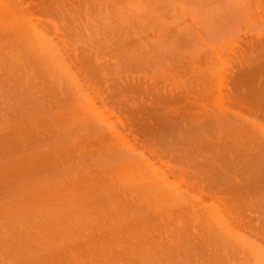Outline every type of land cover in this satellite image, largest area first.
Listing matches in <instances>:
<instances>
[{
    "label": "bare ground",
    "instance_id": "obj_1",
    "mask_svg": "<svg viewBox=\"0 0 264 264\" xmlns=\"http://www.w3.org/2000/svg\"><path fill=\"white\" fill-rule=\"evenodd\" d=\"M47 1L0 0V264H264V0H193L221 23L183 85L110 75L108 32L50 26Z\"/></svg>",
    "mask_w": 264,
    "mask_h": 264
},
{
    "label": "rangeland",
    "instance_id": "obj_2",
    "mask_svg": "<svg viewBox=\"0 0 264 264\" xmlns=\"http://www.w3.org/2000/svg\"><path fill=\"white\" fill-rule=\"evenodd\" d=\"M171 1H167V0H48L44 6V8H45L44 13L45 14H43V16L44 15L46 16V17L44 16L46 18L45 22L52 27H54V26L55 27H58V26L64 27L65 26L64 28H66V27L67 28L70 27V29L74 28L73 30H75V31L76 30L78 31V29H79V32H80V28L83 27V28H81V31L84 32V34L82 32H80V33L82 34V36H84V35H87V36L82 37L80 34V37H79L73 31L74 34L76 36H78L79 39L80 38H82V39L87 38V41L89 40L90 43L92 41H94L92 43L99 44L98 46L97 45L96 46L99 47L97 49V51H100V49H101V52H102V53H100V52L98 53L99 54L98 56H100L101 62L99 61V63H98V61H97V63L96 62L95 63L100 64V65L103 63L102 64L103 66H105L107 64L105 66V68H107V66L109 65L108 66L109 70H108V68L106 70H108V73L110 75L112 74L113 76H116L120 72H121V74L122 73L124 74L126 72L127 73H134L135 72L136 73L137 71L141 72V73H146V72L147 73H157L159 75H161V73H162V75H164V73H165L170 78L173 76V78L171 79L172 84H173V80L174 81L176 80V79H174V77L175 78L177 77L178 80H176V82L178 84L179 83L181 84L184 80H186L188 82V77H189V79L192 77H197V75H199V73L202 74V73H204V71L207 72L209 70V68H207V67H211V65L213 66L212 61L210 60L209 56L207 57L208 54L205 53V52H207L206 51L207 47L205 46V45H207V43H206L205 39H210L211 36H214L213 35L214 33L211 35V33L208 31V29L210 28V30L212 29L213 31L214 30L216 31L217 29L215 27H217V25L219 23H221L220 22L221 17L219 19H217V22L215 20L217 18V16L214 17L215 19L213 18L214 19L213 21L215 23L214 22L211 23L212 22L211 19H210L211 22H209L208 19H206V21H204L205 18L201 19L202 18L201 16H200L201 18L197 16V15H201L200 12L204 9V7H203V6H205L204 3L199 4V2H197V6H198L197 7L196 4L194 3V1H197V0H194V1L191 0V2H187L185 0H183L184 1L183 2L181 0L182 3H180L181 2L180 0H177L176 2L175 1L171 2ZM199 1H201V0H199ZM170 2L172 4H170ZM179 3H180V5H179ZM187 3H189V4L192 3L193 5L195 4V6H193V5L190 6ZM181 4H183V5H181ZM188 5L190 7L193 6V9L190 8ZM197 11H198V13H197ZM204 11H202V12H204ZM204 14H207V13H203L202 16ZM193 15L195 17L197 16V19L200 18L201 20L200 19H198V20L201 21V23H198L197 22L198 20ZM239 16L240 15H236V16L234 15L233 17L235 19H238L239 22H240V20H239V18H240L242 20V22H240V24L245 23V21H243V17L242 16L239 17ZM44 17H43V19H44ZM234 18L229 17V19L234 20V21H232V24H231V25H233L232 27H234L233 22L235 23V26H237L236 24L238 22V21H235ZM229 19L227 20L228 23L231 22V20H229ZM204 23L214 24V25L209 24L210 26H214V27L206 26L208 24L204 25ZM246 23H248V22H246ZM215 24H216V26H215ZM242 24H241V26H242ZM96 25H97V28H96ZM231 25H229V26H231ZM89 26H90V28H89ZM238 26H239V24H238ZM243 26L247 27V24H246V26L243 24ZM243 26H242V28H243ZM232 27H229V28H232ZM87 28H88V30H87ZM172 28H174L173 32H169V30L172 31ZM205 28H206V31H208V32L205 31ZM239 28H240V26H239ZM96 29L101 30L103 32L107 31L108 33H106V35L99 36V33L101 34V32L97 31ZM166 29L168 30V31H166L167 33L164 31ZM94 30H96V31H94ZM118 30L121 32V34L119 33ZM123 30L129 31L128 33L125 31L127 33V35L125 32H123ZM112 31L115 33H112ZM117 31H118V33H116ZM174 31H175V33H174ZM187 31H189V32H187ZM203 31H205V34ZM89 32H91V33L95 32V34L97 33V35L100 37V38H98L99 40L96 38L97 35L95 36V34H91ZM103 32H102V34H103ZM130 32H132L133 35L129 34ZM163 32H164V35H163L164 37L162 36ZM139 33L141 35H139ZM169 33H170V35H169ZM215 33H217V32H215ZM74 34H73V36L75 37ZM88 34H90V36L92 38ZM108 34L109 35L111 34V35L109 36ZM122 34H125V36H127V39ZM128 34H129V36H128ZM134 34H135V36H134ZM167 34L169 35V37L171 35L173 37H170L168 40ZM206 34L209 36H207ZM117 35H118V37L120 36L122 38V41H120L121 39H120V37L118 38ZM165 35H166L167 41L165 39ZM104 36H106L107 38ZM108 36L110 38H108ZM101 37H104L105 39L101 38ZM111 37L114 38L115 40L112 39ZM174 37H176V38H174ZM189 37L191 40H189ZM89 38H91V40L94 38V39H97L98 41L97 40L90 41ZM85 39L82 41H86ZM101 39L104 42L103 44H100L102 42V41L100 42ZM125 39L127 40L126 42L124 41ZM187 40H189V43H187L188 42ZM78 41H80V40H78ZM110 41H112L113 44H114L113 41L117 42L115 44H118L120 42H123V44L125 42L127 44V42H128L129 46H131L130 43L132 44V42H133L132 45L138 44L137 47L138 46L142 47V44H144V45L146 44L148 47H145L146 46L145 45L143 48V51H144V49H146L147 51L152 50L153 54H151V52H147L145 50V52H147V53L144 54L145 57L143 56L144 60L141 59V57H140V58H138L139 62L138 61H136L137 63L135 62V64H137V65L140 64L139 66H141V67H138L137 65H134L133 60H132L134 58L131 57L130 52H129V56L132 58V59L131 58L130 59L134 65V67L136 66L135 68L134 67L132 68L131 61H130L128 55L127 56L125 55V58L123 57V54H121L122 55L121 58H119L121 55L119 57L116 55V53H119V51H118L119 47H118V50L114 49L113 53H111L113 48H116L119 45H115L116 47L113 45L110 46L109 44H112V43H110ZM118 41H120V42H118ZM190 42H192L193 44H191ZM88 43H86V44H88ZM105 43L106 44L109 43V44L106 45ZM184 43H187L189 46L191 45L190 48L186 49V46H185L186 44L184 45ZM201 44L203 45V47H201L202 46ZM105 46H106V48H104ZM120 46H121V44H120ZM189 46H187V47H189ZM194 46H196L197 48L199 47L198 50H196L197 48H195ZM126 47H127V45H126ZM139 47H138V49H140ZM150 47H152V49ZM108 48H110V49H108ZM147 48H149L150 50H148ZM168 48H169V50H168ZM102 49L103 50L106 49L105 50L106 52L103 51ZM141 50H142V48H141ZM141 50H139V51H141ZM97 51H96L95 55L97 54ZM115 51H118V52H115ZM162 51H165L166 53L162 52ZM120 52L122 53L123 51L120 50ZM195 52H196V54H195ZM176 55H179L180 57L176 58ZM98 56L96 55L95 59H97ZM105 57H107L108 62L106 61ZM126 57L129 59L130 63L125 62V60L128 61V59ZM170 57H171V59H170ZM122 59L123 60L125 59V60L123 61ZM146 60H147V62H146ZM151 60H153V62ZM120 62H122V63H120ZM142 62H143V64H142ZM150 62H152V63H150ZM110 64L112 65V67H110L111 66ZM120 64H122L123 68H121ZM146 65H148V66H146ZM159 66H160V68L162 67L163 70H161L162 68L159 69ZM141 68H143V69H141ZM147 68H149V69H147ZM150 68H151V70H150ZM131 70H133V71H131ZM196 71H197V73H195ZM176 82L174 83V85L177 84ZM181 85H183V83ZM182 103L185 104L184 102H182Z\"/></svg>",
    "mask_w": 264,
    "mask_h": 264
}]
</instances>
